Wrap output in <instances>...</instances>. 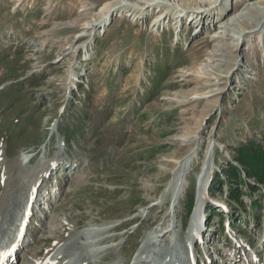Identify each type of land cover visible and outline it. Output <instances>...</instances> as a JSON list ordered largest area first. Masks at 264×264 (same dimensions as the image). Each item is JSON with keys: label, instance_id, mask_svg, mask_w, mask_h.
<instances>
[{"label": "rangeland", "instance_id": "1", "mask_svg": "<svg viewBox=\"0 0 264 264\" xmlns=\"http://www.w3.org/2000/svg\"><path fill=\"white\" fill-rule=\"evenodd\" d=\"M112 1L0 0V196L9 165L29 157L26 169L39 166L16 264H33L88 226H117L102 246L121 240L98 264L125 262L144 234L174 220L181 239L170 252L187 260L189 245H201L188 233L198 198L210 225L201 257L231 264L223 252L232 251L233 221L250 245L245 255L264 264V182L236 162L252 143L264 152V0H212L203 27L185 9L204 0L153 1L143 11ZM225 22L233 39L216 37ZM188 152L177 211L167 215ZM228 162L242 181L227 176Z\"/></svg>", "mask_w": 264, "mask_h": 264}, {"label": "bare ground", "instance_id": "2", "mask_svg": "<svg viewBox=\"0 0 264 264\" xmlns=\"http://www.w3.org/2000/svg\"><path fill=\"white\" fill-rule=\"evenodd\" d=\"M138 1L139 0H137V2ZM153 1L164 2V0H145L143 1L144 5L141 6L140 4L134 2V0H113L110 3V6H126L132 8L133 10L143 11V9L145 7H148ZM206 1L209 2L205 3L204 0V4L201 3L200 5L196 6L197 8L192 7L189 9H185L191 12L189 15L197 18L198 22L196 26L201 24V27H203V24L207 21V19H209L208 17L210 11L213 8V1ZM249 1L250 0H248V2ZM258 2H261V0H258ZM107 4H103L100 9L107 10ZM183 10L184 9L178 11L177 13V16L181 17L179 20H181L182 17L185 16ZM233 15L234 14H232V16ZM160 19L161 14L155 17L153 25L160 22ZM227 19L228 17H226V21L228 22ZM261 21L260 24L256 23V26H258L257 24H259V27H262V25H264V19ZM225 24L227 23H222L220 26L222 29L216 30L218 33L216 37H219L222 40L228 39V37L233 39L232 37L234 36V33L229 32L228 27H225ZM88 26L93 27V24L90 25L87 22L85 27ZM237 30V32L239 33V38L244 39V36H247V31H242L241 29H238V27ZM249 32H252V30H249ZM193 156V153L188 152L180 159L179 164L177 165L179 167V170L177 171V173H175L173 181L174 186L178 187L175 188L176 190L174 189V191H169L168 193L169 201L171 200L170 206H172V209L170 211L168 210L167 215H169L171 211L174 213L177 211V206L182 193L180 187L185 182L187 173V169H185V167L191 161ZM29 160V157H25L24 160L16 161L15 163L9 165L10 174L7 175L8 183H5V190H3L4 192L0 196V256H3V260L0 264H6V262L12 256V251H14L18 247V245H20L19 243L22 239L21 229L30 211L29 205L32 201V197H34V183L36 184L38 178L35 174H30V172H36L39 166H37L35 169H26L25 165H27ZM44 163L47 164L48 161L43 162L42 164ZM52 164L53 161L50 162L48 166L44 165V167L39 170V179H41L44 172L46 173L52 169ZM32 176H34V178L30 179V177ZM28 180H32L33 183H31L30 181L28 182ZM23 194L25 197L24 199H21V196H23ZM164 194L166 193H163V195ZM178 226L179 224L176 220H174L165 228H161L160 226V228L155 227L148 233L144 234V236L140 240V245L137 247L136 251L133 253L129 260L125 262L122 259L116 260L113 264H175L174 262L177 260L182 261L179 264L184 263V261L185 263H188L189 259H187L186 262V260L180 254L177 258L175 252H170V250H173L175 248V243L177 242V240L181 239L180 237L179 239L177 236ZM116 227L117 226H88L85 229H79L77 231L76 229H72L63 239V241L56 242L53 248L48 250L39 260L34 261L33 264H98V262H101L105 258V256L111 252V249L118 247L121 243V240L119 242L113 241L112 245L110 244L102 246V243H107L114 240L115 233L112 234L111 231ZM168 232L173 233L174 235V239L172 240L173 243L170 240L168 241V238L165 237V233ZM188 233L189 235H191V230ZM160 239H163L161 240L162 244L158 242L160 241ZM156 242H158V244ZM14 245H16L15 248L12 247ZM96 246L98 247L95 251L94 247ZM91 252H94V257L91 256ZM76 255L79 256H77V259L74 260V256ZM4 260L6 262H4Z\"/></svg>", "mask_w": 264, "mask_h": 264}, {"label": "trees", "instance_id": "3", "mask_svg": "<svg viewBox=\"0 0 264 264\" xmlns=\"http://www.w3.org/2000/svg\"><path fill=\"white\" fill-rule=\"evenodd\" d=\"M251 147L254 148L252 150L253 153H251V151L241 149L239 156H237L236 162L241 164L242 168L244 167L246 169L244 172L247 177L249 178L252 177L256 179V181L263 183L264 182V152L261 153L260 151L261 147L255 145L254 143L251 144ZM258 147H259V150H258ZM257 159H259L261 162H258ZM225 173L227 174L229 178L235 177L236 179L237 177H240L237 180L242 181L240 168H238L235 164L231 162H228L227 168H225ZM251 187L254 188L253 185H251ZM240 192L241 190L234 193L236 194V197H235L236 199L238 198Z\"/></svg>", "mask_w": 264, "mask_h": 264}]
</instances>
